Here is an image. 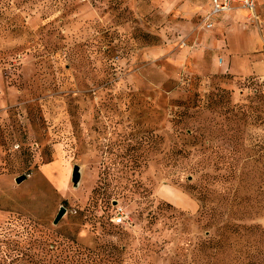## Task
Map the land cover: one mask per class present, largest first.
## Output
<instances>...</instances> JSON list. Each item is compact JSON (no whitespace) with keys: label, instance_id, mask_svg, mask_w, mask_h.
Instances as JSON below:
<instances>
[{"label":"rangeland","instance_id":"1","mask_svg":"<svg viewBox=\"0 0 264 264\" xmlns=\"http://www.w3.org/2000/svg\"><path fill=\"white\" fill-rule=\"evenodd\" d=\"M206 8L0 0V264H264V0Z\"/></svg>","mask_w":264,"mask_h":264},{"label":"built area","instance_id":"2","mask_svg":"<svg viewBox=\"0 0 264 264\" xmlns=\"http://www.w3.org/2000/svg\"><path fill=\"white\" fill-rule=\"evenodd\" d=\"M211 9L204 16L203 28L207 30H213L214 22L219 15L232 13L234 10H244L251 15V17L257 12V0H210ZM126 212L121 208L117 214L112 218V221L116 225H122L125 222Z\"/></svg>","mask_w":264,"mask_h":264},{"label":"trees","instance_id":"3","mask_svg":"<svg viewBox=\"0 0 264 264\" xmlns=\"http://www.w3.org/2000/svg\"><path fill=\"white\" fill-rule=\"evenodd\" d=\"M49 249L48 252H50V249L54 248V244H49ZM70 248V247H69ZM53 250V249H52ZM64 250H66L64 248ZM85 251V250H84ZM84 251H79V255L82 257L80 259L81 263L78 262V264H112L113 263V259L114 256L111 254V252H108V256L102 255L100 253H98L97 251L94 250H88L87 252L84 253ZM112 251V250H110ZM11 264H16V262L18 261V258L16 257H11ZM35 258V257H33ZM32 258V259H33ZM59 259V260H58ZM58 259H53L52 257L49 258V264H73V261L70 259L69 256H66L65 258H58ZM33 264H47V260H41L39 262H35L33 261Z\"/></svg>","mask_w":264,"mask_h":264},{"label":"water","instance_id":"4","mask_svg":"<svg viewBox=\"0 0 264 264\" xmlns=\"http://www.w3.org/2000/svg\"><path fill=\"white\" fill-rule=\"evenodd\" d=\"M26 180V176H20L16 178V183L21 184L23 181ZM81 180V167L78 165H75V169L72 175V182L74 183L75 187H78V185L80 184ZM66 208L65 207H61L58 215L56 216V218L53 221L54 225H58L59 222L62 220V218L65 216L66 212Z\"/></svg>","mask_w":264,"mask_h":264},{"label":"crops","instance_id":"5","mask_svg":"<svg viewBox=\"0 0 264 264\" xmlns=\"http://www.w3.org/2000/svg\"><path fill=\"white\" fill-rule=\"evenodd\" d=\"M261 1H263V0H257V7H258V5H259V3L261 2ZM206 6H207V8L204 10V16L210 11V9H211V1L210 0H206ZM257 9V8H256ZM244 13H246V14H248L249 15V13L247 12V11H244V10H234L232 13H227V14H222V15H219V17H217L216 18V22H214L215 24H214V27L216 28V26L220 23V20H221V18H224V17H227V16H236V17H239V16H241L242 14H244Z\"/></svg>","mask_w":264,"mask_h":264}]
</instances>
